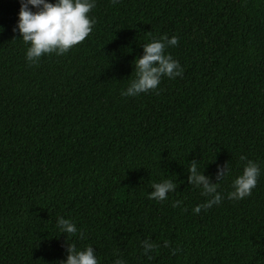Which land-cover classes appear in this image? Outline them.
<instances>
[{
	"label": "trees",
	"instance_id": "trees-1",
	"mask_svg": "<svg viewBox=\"0 0 264 264\" xmlns=\"http://www.w3.org/2000/svg\"><path fill=\"white\" fill-rule=\"evenodd\" d=\"M19 6L0 0V264H57L67 242L98 264H264V0H95L88 36L35 64L13 31ZM165 34L182 75L121 96L143 44ZM241 155L261 172L228 199ZM193 161L223 196L199 213ZM163 179L172 192L149 199Z\"/></svg>",
	"mask_w": 264,
	"mask_h": 264
},
{
	"label": "clouds",
	"instance_id": "clouds-1",
	"mask_svg": "<svg viewBox=\"0 0 264 264\" xmlns=\"http://www.w3.org/2000/svg\"><path fill=\"white\" fill-rule=\"evenodd\" d=\"M116 2V0H112ZM17 21L13 28L20 34V38L27 45L25 51L26 61L35 64L38 59L48 53L61 55L70 48L83 41L92 31L95 19L88 13L95 7V0H19ZM178 37L166 34L159 39L153 38L143 44V55L134 60V78L126 89L121 90V96H136L142 92L157 89L163 76L175 78L182 75V67L179 61L165 52L166 47L175 46ZM243 163L242 171L231 181V191L227 193L228 199L239 200L250 195L256 186L261 169L259 165L246 159L244 155L239 157ZM188 181L201 189V194L208 199L203 204L196 205L192 210L199 213L201 207L208 208L213 204H219L223 199L216 184H210L208 178L198 170L196 161L189 164ZM229 168L217 169V176L221 180L228 175ZM202 186V187H201ZM175 185L171 179H163L152 184V191L148 193L149 199L163 201L167 193L172 192ZM181 201L173 202V207ZM55 227L59 233L75 235L78 233L76 224L62 216L56 217ZM83 232H79V238L83 239ZM143 253L151 259V251L156 247L150 240L140 242ZM168 246V241H164ZM66 258L57 264H98V258L92 246L88 245L78 249L75 244L66 243ZM112 264H127V261L117 256Z\"/></svg>",
	"mask_w": 264,
	"mask_h": 264
}]
</instances>
